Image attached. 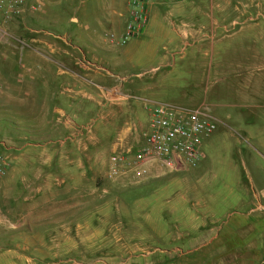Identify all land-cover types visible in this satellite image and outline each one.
<instances>
[{
    "label": "rangeland",
    "instance_id": "374dc122",
    "mask_svg": "<svg viewBox=\"0 0 264 264\" xmlns=\"http://www.w3.org/2000/svg\"><path fill=\"white\" fill-rule=\"evenodd\" d=\"M36 1L42 4L33 10L30 4ZM164 1L155 10L150 32L138 40L135 53L124 63V43L118 37L130 19V0H24L13 13L0 11L1 74L13 79L19 72V78L33 85L31 102L24 99L12 109L9 97L0 100V167L4 169L0 174V264H223L218 242H210L202 251L199 244L205 241H169L177 239L169 212L172 201L182 200L176 196L192 195L194 188L198 192L229 189L220 180L225 177L221 164L211 182L205 181L207 165L202 159L183 169L157 162L156 167L165 168L158 175L132 176L138 131L144 125L138 123L152 105L146 109L136 100H126L121 75L146 74L158 64L160 52L180 45L171 25L179 28L187 19L188 9L181 3L188 0ZM225 1L229 6L222 7L224 13L264 14V0ZM68 41L87 50L79 59L84 68L103 67L91 60L88 51L97 53L100 63L109 64L107 68L117 77L100 72L97 77L102 89L113 91H99L97 102L91 109L87 105L81 116H70L68 111L61 117H43L42 81L60 96L59 85L69 78V62L47 63L44 56L62 58L49 46L63 49ZM106 47L113 61L106 62ZM181 66L185 68L184 58ZM184 80L185 74L174 81L175 87L166 84L169 92L164 96L178 99L188 89ZM25 90L22 86L6 91L22 95ZM80 95L76 101L86 99V94ZM45 97L52 105L51 94ZM52 127L58 132L45 133ZM113 151L124 156L116 174L110 171ZM217 152L224 157L226 151ZM49 159L51 164H46ZM241 184H247L244 173ZM211 205L223 210V199L212 198ZM185 207L177 210L183 212ZM203 252L209 256L202 260Z\"/></svg>",
    "mask_w": 264,
    "mask_h": 264
},
{
    "label": "crops",
    "instance_id": "0c3cea01",
    "mask_svg": "<svg viewBox=\"0 0 264 264\" xmlns=\"http://www.w3.org/2000/svg\"><path fill=\"white\" fill-rule=\"evenodd\" d=\"M223 1L188 0L181 3L188 9L185 10L187 19L179 28L171 25L180 45L160 52L158 64L151 65L146 74L137 72L135 77L122 74L121 86L123 92L126 91V94H123L126 100H136L137 104L146 109L147 104L155 103H167L183 108L197 107L216 121L214 131L201 145L204 153L202 163L207 165L208 178L205 181L216 180V167L221 164L220 168L224 169L221 170V175L225 177L220 180L229 189L222 192L213 189L198 192L194 188L190 191L192 195L176 196L182 200L172 201L169 212L177 230V239L171 237L169 241H205L199 244L202 251L210 242L213 244L215 241L221 245V263L259 264L264 245V14L250 16L241 11L227 14L222 11V7L229 6V1ZM163 2L165 1H151L150 14L141 33L130 37L123 44V63L135 53L134 46H137L138 40L150 32L155 10ZM109 34L105 33L104 36ZM105 42L113 45L106 39ZM65 43L67 45L63 49L49 46L52 53L57 52L62 58L44 56L47 63L62 60L69 62V78L59 85L60 96L57 92L51 93L53 86L46 80L42 81L43 95L40 101L41 110L44 111L43 117L54 114L61 117L67 115L68 111L70 116H81L82 112L87 111V105L91 109V105L97 102L95 97L99 91H113V88L102 89L97 77L99 72L107 77H117V73L107 68L109 64L100 63L97 61L100 56L98 58L97 53L88 51L92 56L91 60L102 64L103 67L86 69L79 60L86 56L85 47L72 45L69 41ZM94 50L99 51L96 48ZM103 52L106 62L113 61L111 50L106 47ZM148 52L151 56L156 55L155 51ZM183 54L184 56H181ZM206 55H209L207 60L204 59ZM183 58L185 68L178 67ZM184 74V82L188 87L184 94L178 99L165 97L164 93L169 91H166L168 88L164 86L168 84L175 87L174 81ZM22 86L26 89L22 95H10L6 91L8 88ZM32 90L31 82L26 81L25 77L19 78V72L14 74L13 79H8L0 70V100L9 97L12 109H15L14 104H23L24 99L31 102L29 93ZM81 93L86 94V99L80 97V100L76 101ZM46 94H51L54 101L52 105L48 99L45 100ZM184 102L186 104L182 105ZM72 111L76 113L72 114ZM147 118L148 113L143 121L138 123L140 127L146 123ZM54 131L58 132V129L52 127L46 129L45 133ZM220 134L224 137H220ZM217 150H225L224 157L217 155ZM50 160H47L46 164H51ZM156 165L154 163L149 166V176H156L165 170ZM242 173L245 175L246 185L241 184ZM229 182L235 185L231 186ZM212 198L223 199V210L211 205ZM174 205L186 206L185 211L180 212L177 207V211H174ZM207 256L209 255L203 252L202 260Z\"/></svg>",
    "mask_w": 264,
    "mask_h": 264
},
{
    "label": "built area",
    "instance_id": "2783aa9c",
    "mask_svg": "<svg viewBox=\"0 0 264 264\" xmlns=\"http://www.w3.org/2000/svg\"><path fill=\"white\" fill-rule=\"evenodd\" d=\"M152 0H130V19L118 37L125 43L130 37L139 35L144 28ZM24 0H0V11L6 15L15 12ZM36 1L30 4L35 10L41 6ZM114 38L109 34V39ZM216 121L200 108H183L167 103H155L148 108L146 123L139 128V141L134 153L136 168L133 177L149 175V166L162 162L169 169H183L195 165L204 158L201 148L203 140L215 129ZM124 156L113 151L109 157L110 171L118 173ZM4 169L0 167V174ZM259 264H264V245Z\"/></svg>",
    "mask_w": 264,
    "mask_h": 264
}]
</instances>
